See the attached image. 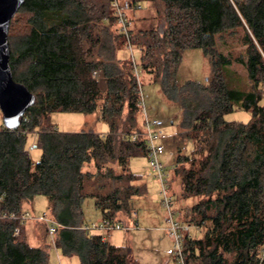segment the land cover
<instances>
[{
  "label": "trees",
  "instance_id": "1",
  "mask_svg": "<svg viewBox=\"0 0 264 264\" xmlns=\"http://www.w3.org/2000/svg\"><path fill=\"white\" fill-rule=\"evenodd\" d=\"M124 1L131 10L140 1L155 7L130 29V43L140 72L150 73L181 112L172 146L180 197L192 199L183 222L204 229L184 239L186 263L258 264L264 247V0ZM20 16L24 27L18 29ZM116 24L110 0H24L8 31L13 78L35 102L17 129L0 128V207L19 212L45 195L58 223L57 247L79 264H137L129 247L81 228L87 198L101 219L119 220L117 213H130L132 199L148 191L130 167L131 158L147 157L144 141L117 134L141 128V108L132 59L119 56L128 40ZM225 33L245 46L240 56L217 49V36ZM189 48L202 49L210 61L205 82L177 81ZM234 61L246 68L248 88L231 85L225 74ZM236 108L251 112V119L226 120ZM55 111L98 113L109 130L59 132L50 121ZM32 131L42 152L35 163L26 149ZM187 141L193 145L188 154ZM90 163L95 172L83 170ZM15 224L0 219V264H49L51 244L31 245L25 226L14 234Z\"/></svg>",
  "mask_w": 264,
  "mask_h": 264
},
{
  "label": "rangeland",
  "instance_id": "2",
  "mask_svg": "<svg viewBox=\"0 0 264 264\" xmlns=\"http://www.w3.org/2000/svg\"><path fill=\"white\" fill-rule=\"evenodd\" d=\"M142 3V8L138 10H128L131 19L130 28L135 31L142 24V18L155 14V7L152 3ZM16 17V15L14 16ZM24 18L20 16L17 23L18 29L24 25ZM24 27V26H23ZM22 27V28H23ZM118 28V25L116 26ZM134 49V57L138 61L139 53ZM217 49L232 58L240 56L245 51V46L232 34L225 33L217 36ZM119 56L127 58L130 56L128 48L121 50ZM225 74L229 78L231 85L239 88H248L250 80L246 68L239 62L234 61L225 69ZM211 75V64L203 54L200 48H189L183 53L178 72L177 81L183 84L186 80L192 79L198 82H205ZM138 84L140 96L144 105L145 113L149 119H160L163 121V129L167 134L166 151L161 155V160L166 166L167 173L171 176L170 190L175 194L176 216L184 220L185 210L188 205L192 204V199L187 201L180 197L181 182L180 177L174 174L176 152L172 146V137L178 130V124L181 118L180 108L177 104L167 100L162 93L158 83L152 81V75L147 71L140 72ZM263 98L260 103L264 105V83L260 85ZM143 118L140 114V122ZM228 121L236 120L248 122L251 119V112L236 108L235 111L225 115ZM50 121L55 125L59 132H79L81 130L108 131V125L98 119V113L85 114L71 111H55L50 115ZM4 126L3 115L0 110V128ZM37 131L29 132L27 135L26 149L28 150L32 161L37 162L41 156V149L36 146ZM192 142L187 141L183 145L185 153L192 150ZM116 172L120 167L116 163L112 164ZM131 170L142 175L139 183L146 182L147 193L143 196H136L132 199V211L119 212L116 217L125 224L137 221L139 228L131 230H114L103 233L105 239L116 246H127L131 250L132 258L137 264H176L173 257V241L166 232L167 210L162 206L161 184L156 178L150 159L146 156H137L130 159ZM84 171H96L93 163L85 165ZM29 206V208H28ZM48 199L45 195H37L25 208L32 213L35 219L28 222L25 227L28 241L31 245L48 243L46 235V225L43 221L37 220L44 214L50 215L47 208ZM84 217L87 223L97 221L101 217L100 211L96 208L94 200L87 198L83 205ZM196 228L192 227L193 236L203 234L204 229L200 228L199 233H195ZM45 241H44V240ZM44 241V242H43ZM50 243V242H49ZM58 253V254H57ZM49 264H79L76 256L67 257L58 249L56 252L52 246L49 248ZM59 255V258H58Z\"/></svg>",
  "mask_w": 264,
  "mask_h": 264
},
{
  "label": "built area",
  "instance_id": "3",
  "mask_svg": "<svg viewBox=\"0 0 264 264\" xmlns=\"http://www.w3.org/2000/svg\"><path fill=\"white\" fill-rule=\"evenodd\" d=\"M112 7L114 9V13L117 19V25L124 33L125 37L128 40V50L130 52V58L132 59L134 66V73L139 80L140 70L136 63V59L134 57V49L130 43V25L131 19L128 15V10L130 6H128L124 0H110ZM137 9L142 8V3H138L136 6ZM140 91V89H139ZM139 106L141 108V113L143 118L141 120V128L131 131H119V134L123 139L129 141H137L143 140L145 143V147L147 150V157L150 159L152 163L153 170L155 171L156 178L159 180L161 184V194L162 206L167 210L166 217V232L168 236L173 241V257L176 264H187L186 263V251H185V243L184 239L186 236H191L192 227L196 228V231H200V227L181 221L178 216H176L175 210V200L174 195L170 190L169 184V173H167L166 166L163 164L161 160V155L166 151V141L167 134L163 129V121L160 119H149L144 110V105L140 96ZM2 196H0V200ZM0 219H7L15 222L14 226V234H19L21 231V227L25 226L30 220L35 219L32 216V213L28 209H23L19 212L15 211H5L0 207ZM40 220L43 221L46 225V233L49 239V242L53 248H55L56 252L58 251L57 243H56V233L58 229V223L51 215L44 214L41 218H37L35 221ZM81 228L88 234L94 232L106 233L114 230H131L139 228V224L137 221H133L130 224H125L119 220H112L109 218H102L97 221H93L90 223H85L81 226ZM58 254V253H57ZM59 258V255H58ZM264 262V247L261 250L260 257L258 260V264H263ZM59 264L61 261L59 259Z\"/></svg>",
  "mask_w": 264,
  "mask_h": 264
},
{
  "label": "water",
  "instance_id": "4",
  "mask_svg": "<svg viewBox=\"0 0 264 264\" xmlns=\"http://www.w3.org/2000/svg\"><path fill=\"white\" fill-rule=\"evenodd\" d=\"M24 0H0V110L3 124L17 129L26 110L34 104L35 95L13 78L10 67L8 31L12 18Z\"/></svg>",
  "mask_w": 264,
  "mask_h": 264
},
{
  "label": "crops",
  "instance_id": "5",
  "mask_svg": "<svg viewBox=\"0 0 264 264\" xmlns=\"http://www.w3.org/2000/svg\"><path fill=\"white\" fill-rule=\"evenodd\" d=\"M95 114V113H94ZM108 130H109V128H108ZM96 132H99V133H106V132H108V131H102V132H100V131H96ZM34 162V161H33ZM35 163V162H34ZM26 205H29V204H26ZM28 208H29V206H28ZM28 208H25V209H28ZM100 219H101V217H100ZM99 219V220H100ZM87 223V222H86ZM28 224V223H27ZM25 225V227L27 226L28 227V225ZM200 231H195V233H199ZM98 233H100V232H98ZM101 234H103V233H101ZM191 236H193V234L191 235ZM198 236H201V235H198ZM104 238H105V235H104Z\"/></svg>",
  "mask_w": 264,
  "mask_h": 264
}]
</instances>
